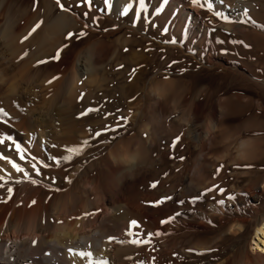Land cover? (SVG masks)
<instances>
[{
	"label": "rangeland",
	"instance_id": "374dc122",
	"mask_svg": "<svg viewBox=\"0 0 264 264\" xmlns=\"http://www.w3.org/2000/svg\"><path fill=\"white\" fill-rule=\"evenodd\" d=\"M32 1L35 5L39 2ZM50 1V5L42 2L47 21L60 10H66L85 23L74 31L68 26L59 28V42L43 44L48 50L39 49L42 48L39 42L27 44L24 50L21 44L18 53L11 54L14 57L8 54L7 62L0 60L2 66L19 65L20 70L14 79L20 93H15L17 96L13 99L0 93V108L8 113L1 123L14 126L12 122H17L20 116L19 120L25 124L32 115L37 116L38 109L48 106L47 101L57 88L62 60H73L76 52L87 46L82 58L87 57L92 70L80 76L75 94L69 89L66 97L70 107L79 111L74 119L91 130L92 139L71 160L62 157L56 161L48 155L43 160L41 156L46 148L39 152L22 144L26 158L21 160L4 133L0 134V139H5L0 144V155L7 156L25 171H33L35 164L42 177L61 186L73 175L74 186L82 190L83 201L87 199V192L92 200L98 195L93 200L98 211L105 204L103 192L107 179L116 182L110 187L113 192L121 186L117 174L110 169L111 163H116L109 151L127 144L131 152L138 151L140 163L132 171V182L124 193L130 206L118 208L111 238H126L132 255L126 257L128 264H160V259L169 252L174 258L172 264H258L250 254H253L251 237L264 220V0H222L227 7L237 1L243 7V3L240 17L228 9L224 12L209 9V0L197 3L186 0L185 8L196 17L194 22L182 20L177 10L169 12L171 0L167 4L163 0H145L147 11L140 9L139 0H127L128 14L123 17L120 16L123 10L117 11L113 6L94 4L90 10L82 7V0H69L68 4L65 0ZM157 7L161 8L160 12H155ZM136 10L141 16L134 26L132 18ZM217 12L221 15L217 16ZM103 31L110 33L105 36L109 44H87L99 39ZM68 32L85 35L68 41L65 39ZM119 40L122 44H116ZM57 49L63 52L59 60L53 61L50 57ZM140 51L148 67L144 69L141 88L135 93L133 75L140 71V63L134 54ZM30 52L33 63L29 74H24L22 67ZM44 59L48 62L40 66H47L48 76L36 79L33 74L39 66L37 61ZM71 72L60 81L67 76L63 81L72 82L77 72L75 68ZM48 77H53L51 83H47ZM81 93L84 96L78 99ZM127 105L133 112L143 110V115L126 116ZM88 108L97 111L79 115ZM57 117L52 115L50 124L54 119V124H58ZM122 117L127 118L126 124ZM118 124L122 126L117 127ZM106 126L114 131L95 137V132ZM187 130L199 131L200 136L210 132L208 146L204 148L201 142L191 139ZM177 136L180 139L172 147ZM242 141L249 143L242 144ZM44 162L49 165L48 169L42 167ZM195 163L204 167L192 178L190 168ZM1 168L15 171L5 159H0ZM153 182L155 188L150 186ZM94 185L96 189L98 186L97 191ZM213 185L224 188L225 192L220 193L217 188L196 203H190L191 197ZM229 195L235 199H227ZM168 196L172 199L154 205ZM220 199L225 200L224 205L216 203ZM179 200L184 203L179 204ZM177 212L179 216L175 215ZM133 220L136 225L131 224ZM162 220L168 222L161 223ZM157 232L160 234L156 235ZM135 239L148 243H132ZM167 244L171 246L170 251L165 248Z\"/></svg>",
	"mask_w": 264,
	"mask_h": 264
},
{
	"label": "bare ground",
	"instance_id": "6f19581e",
	"mask_svg": "<svg viewBox=\"0 0 264 264\" xmlns=\"http://www.w3.org/2000/svg\"><path fill=\"white\" fill-rule=\"evenodd\" d=\"M44 1L48 5L52 4L50 0ZM65 1L68 4L69 0ZM78 1L80 0L76 2ZM114 1L109 0V3L105 4L104 0H91V6L82 2V7L91 10L93 5L97 4L108 7L113 6L117 11H121L128 6L127 0ZM187 1L171 0L169 3L170 6L168 7L169 12L177 10V15L182 20L194 22L196 17L185 8ZM209 1L213 9L219 10L220 12L228 9L231 13L236 14L237 17H240L241 10L245 6L242 3L243 7H240L238 1L234 6L232 5L230 7H227L222 0ZM32 2V0H0V60L7 62L6 57H8V54L11 55L16 51L18 53L21 44H23L21 45V49H23L27 44L39 42L38 44H41L42 47L39 49L45 51L47 47L44 48L43 44H57L59 42L60 39L57 35L59 28L68 26L70 31H74L76 27L83 26L85 23L77 15L73 16L66 10H60L51 20L47 21L45 17L46 8L42 4L43 0H39L38 3L36 2V5L32 4ZM37 23L40 25L39 28L31 36H28V39L24 40L23 37L27 36L29 31ZM107 34L110 33L105 32L99 39L90 41L87 44H109L105 39ZM120 43L121 40L116 42V44ZM86 49L87 46L77 51L71 61L62 60L64 63L59 67L58 79H56L57 88L49 98V101H47L49 103L47 104L48 106L39 108L37 116L32 115L29 122L25 124H22V121L19 120L20 116L17 117V122H12L14 126L0 122V134L5 133L8 136H12L15 140L21 142L24 145L23 147L28 149L32 148L40 152L42 148H46V153H41L43 160L47 157L46 155L51 158L55 156L58 160L59 158L62 160L63 156L70 154L67 152L68 147H79L82 149L79 153L83 152L92 139L91 130H88L81 123L76 122L77 120L74 117L79 111L77 112L75 108H71L72 106L69 105L71 102L66 97V93L70 89L72 95L75 94L77 80L80 76L92 70L90 68L91 66L87 63V57L85 59L82 58ZM134 55L136 57L135 60L140 63V71L134 73V83L133 85L131 84L135 88L134 92L136 93L141 88L140 82L145 73L144 69L148 67V63L141 51ZM32 57L33 54L30 52L25 58L26 62L22 67L24 69L22 73L29 74L31 61L33 63ZM18 66L9 67V64L4 66L0 64V77L3 78V82L0 83L2 97L13 99L17 96L15 93H20L16 87L14 92L9 91V84L15 81L16 74L20 73ZM46 68L47 66H37L34 70L33 77H36V79H45L48 76L46 74L48 73L46 72ZM74 68L77 73L74 72L75 75L73 74L74 79L72 82H64L67 78L65 76L64 81L62 80L64 83L62 84L60 80L66 73L69 76ZM137 69L139 70V68ZM53 77L48 78L52 80ZM48 78L46 79L48 80ZM150 92L151 95L154 94L152 91ZM46 99L47 97L42 101ZM124 112L126 116L141 117L143 115V110L140 111L137 109V111L133 112L129 105L126 106ZM52 115L59 117L58 124H54L56 117L52 121L53 124H50V117ZM133 120L136 121L135 118ZM187 133L191 139L201 142L202 147L205 148L208 146L210 132L207 131L206 135L202 136L196 130L188 131ZM85 140L88 141L86 145L83 144ZM145 147L150 149L147 145ZM31 153L33 154V152ZM109 154L116 163V166L111 163L110 169L114 174H117L121 186L117 192H113L110 187L112 188V185L116 182L113 179H107L106 185L104 184L106 188L103 192L105 204L98 211H95L97 209L94 207L96 202L93 201L98 195H94L92 200L90 193L87 192V199L83 201V193L80 192L82 190L79 191L74 186L73 175L65 179L64 185L61 186L47 179L46 176L42 177V173L37 175L35 170L25 171L28 173V176L25 177L24 172H16V170L8 171V169L5 171V168V170L0 169V177H3V180H0V184L4 185V187L0 188V264H104L105 261L107 264H128L126 257L130 255V250L128 244H126V238L117 237V240H109V238L112 236L113 230L116 227L115 225L117 224H115L114 219L117 216L116 212L119 210L118 208H127L130 206L124 193L128 190L132 182H130L132 171L140 163L139 155L137 150L136 152H131L127 144L116 146L109 151ZM43 160L41 161L43 162ZM200 164L195 163L190 168L189 175L192 178L198 175L199 170L204 167ZM78 176L83 177V174L79 173ZM32 179H35L37 183L33 184L31 182ZM89 183H92V181H89ZM95 185H97L96 182ZM9 186L13 188L11 198L8 197L7 193V187ZM95 193L97 194V192ZM33 200L35 201L34 204L31 203ZM124 219L125 213L122 216V221ZM118 239L121 240L118 241ZM251 244L253 245L251 247L253 254L250 255L253 257V261L255 260L258 264H264V220L256 226L254 235L251 237ZM168 247L170 248L171 246L167 244L165 248ZM69 249L73 251L70 253ZM79 253H90L91 255H80ZM170 253L165 254L160 259V264H172L174 258Z\"/></svg>",
	"mask_w": 264,
	"mask_h": 264
},
{
	"label": "snow or ice",
	"instance_id": "6c2138e0",
	"mask_svg": "<svg viewBox=\"0 0 264 264\" xmlns=\"http://www.w3.org/2000/svg\"><path fill=\"white\" fill-rule=\"evenodd\" d=\"M82 2L85 3V4H89V5L91 6V0H82ZM197 2H198V0H192V3H197ZM206 2H207V0H206ZM58 3H59V0H58ZM104 3H105V4H108V3H109V0H104ZM163 3H164V4H167V3H168V0H163ZM139 4H140V9H143V10L147 11V5H146V3H145V0H139ZM60 6H61V8L63 9V7H64L63 4H61ZM201 6L203 7V5H201ZM129 7H130V6H129ZM207 7H208L209 9H211V8H212V4H211L210 2H207ZM160 11H161V8H160V7H157V8L155 9V12H160ZM127 14H128V8L126 7V8H124V10L120 13V16L123 17V16H126ZM85 15H88V13L86 12ZM216 15H217V16H220L221 14H220L219 12H217ZM140 16H141V12H140L139 10H136L135 15H134L133 18H132V23H133L134 26H135V24H136V20H137V18H139ZM225 19H227V17H225ZM39 26H40L39 23H37V24H36V25H35V26L29 31L28 35L25 36V37H23V39H24V40L28 39V36H31L32 33L35 32L37 28H39ZM105 31H107V29H105ZM84 35H85V33H83V32L78 33V34H77V33H73V32H68L67 35H66V37H65V39L68 40V41H71L74 37H75L76 39H80V38H82ZM171 42H172V43H176V41H171ZM64 47H67V45H65ZM60 58H61V49H57L56 54H55L54 56L50 57V59L53 60V61L59 60ZM47 62H48L47 59H44V60H38V61H37V65L46 64ZM173 63H175V62H173ZM121 67H123V65H121ZM134 71H135V69H133V72H134ZM165 78H167V77H165ZM53 79H55V77H54ZM51 82H52L51 80H50V81H47V83H51ZM83 96H84V94L81 93L80 96L78 97V99H82ZM93 111H97V109H94V108H88V109H86L84 112L80 113L79 115H81V116H85V115H87L89 112H93ZM7 116H8V113H7L4 109L0 108V122H4V121H3V117H7ZM120 119H123V121H124L125 124L127 123V118H126V117H122V118H120ZM121 126H122V125H120V124L117 125V127H121ZM105 131H114V129H110V128H108V127L106 126V127L103 128L102 130H100V131H96V132H95V137H99V136H101V135H102V132H105ZM179 139H180L179 136L175 137V138L173 139V142H172V145H171V146L174 147V146L176 145V143L179 141ZM6 140H7L8 142H10V144H9L10 147H11L12 145H14V149H15V151L17 152V154L19 155V158H20L21 160H23V159L26 158V156H25V150H24V148L22 147V143H21V142L15 140V139H14L12 136H10V135L6 137ZM4 143H5V139H0V144H4ZM87 143H88L87 140L83 141V144L86 145ZM53 147H55V145H53ZM81 150H82V149L79 148V147H68V148H67V152L70 153V154H69V155H65V156H63V159H64V160H71V159H72V155H78L79 152H80ZM0 159L8 160L9 163H11L12 167H13L17 172H24L25 177L28 176V173L25 172V170H24L21 166H19L17 163H15V162H13L12 160H10L7 156L0 155ZM52 159H53V160H56V157L53 156ZM181 159H183V158H181ZM250 166H251V165H247V167H250ZM32 167H33V169L36 171V174H37V175H40V174H41V173H40V169L37 168L35 164H33ZM42 167L47 168V167H49V165H48L47 163H44V164L42 165ZM222 167H223V165L220 166V168H222ZM220 168H217V173H219ZM54 179H55V178H53V180H54ZM66 179H67V178H66ZM0 180H3V177H0ZM31 182H32L33 184H36V183H37V181H36L35 179H32ZM150 186H151L152 188H155V187H156V183L153 182ZM2 187H4V185H3V184H0V188H2ZM217 188H218V191H219L220 193H224V192H225V189H224V188L219 187V186H217V185H213L212 187L206 188V189H205L203 192H201L199 195L194 196V197H191V198H190V203H193V204L196 203L198 200H201V199H202L207 193H210V192H212L214 189H217ZM7 193H8V197L11 198V195H12V193H13V188H12L11 186L7 187ZM171 199H172L171 196L164 197V198H162V199H160V200L155 201V202H154V205L162 204V203L164 202V200H171ZM227 199H229V200H234V199H235V196H233V195H229V196L227 197ZM177 202H178L179 204H183V203H184L183 200H179V201H177ZM31 203L34 204L35 201L33 200ZM216 203L219 204V205H224V204H225V200H224V199H220V200H217ZM175 215H176V216H179L180 213L177 212ZM171 219H172V218L169 217V220H171ZM167 222H168V221H166V220H162V221H161V223H167ZM136 223H137V222H136L135 220H133V221L131 222L132 225H136ZM155 234H156V235H159L160 233L157 232V233H155ZM148 235H152V233H149ZM111 239H113V238L110 237L109 240H111ZM131 242H132V243H148L147 240H145V241H141V240H139V239L132 240ZM72 251H73L72 249H69V252H70V253H71ZM189 251H194V250H191V249H190ZM79 254H80V255H91L90 253H79ZM104 264H107V262L105 261Z\"/></svg>",
	"mask_w": 264,
	"mask_h": 264
},
{
	"label": "clouds",
	"instance_id": "9594fccd",
	"mask_svg": "<svg viewBox=\"0 0 264 264\" xmlns=\"http://www.w3.org/2000/svg\"><path fill=\"white\" fill-rule=\"evenodd\" d=\"M3 82V78L0 77V83ZM9 91L14 92L15 91V82L13 81L12 83L9 84ZM242 144L249 143V141H242Z\"/></svg>",
	"mask_w": 264,
	"mask_h": 264
}]
</instances>
